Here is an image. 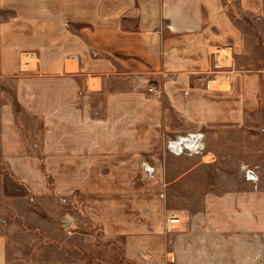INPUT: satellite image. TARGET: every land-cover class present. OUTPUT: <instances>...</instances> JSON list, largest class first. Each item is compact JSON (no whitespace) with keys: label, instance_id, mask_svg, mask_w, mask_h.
I'll list each match as a JSON object with an SVG mask.
<instances>
[{"label":"crops","instance_id":"crops-1","mask_svg":"<svg viewBox=\"0 0 264 264\" xmlns=\"http://www.w3.org/2000/svg\"><path fill=\"white\" fill-rule=\"evenodd\" d=\"M228 1L0 0V74L15 77L17 100H36L44 117L73 129L76 157L103 159L111 149V157L124 159V149H155L167 136L237 117L220 102L232 84L217 81L214 91L217 82L206 83L212 46L232 44L236 54L249 46ZM232 2L264 13V0ZM257 171L256 182L244 176L213 189L206 206L217 235L229 237V259L239 247L246 264H264V169ZM126 227L132 232L107 264L172 263L163 221ZM0 264L93 263L13 262L0 233Z\"/></svg>","mask_w":264,"mask_h":264},{"label":"rangeland","instance_id":"rangeland-1","mask_svg":"<svg viewBox=\"0 0 264 264\" xmlns=\"http://www.w3.org/2000/svg\"><path fill=\"white\" fill-rule=\"evenodd\" d=\"M228 2L248 49L211 48L234 51L231 95L220 102L238 115L200 128L202 153H173V135L155 149H124V159L111 157V149L103 159L76 157L73 129L44 117L36 100H17L15 77L0 74V233L10 261L82 257L103 264L121 253L132 232L126 224L163 221L171 264H246L239 247L229 259V237L217 235L206 208L213 189L241 182L248 167L264 169V13ZM171 212L187 214L181 228L168 227Z\"/></svg>","mask_w":264,"mask_h":264},{"label":"built area","instance_id":"built-area-1","mask_svg":"<svg viewBox=\"0 0 264 264\" xmlns=\"http://www.w3.org/2000/svg\"><path fill=\"white\" fill-rule=\"evenodd\" d=\"M230 46H215L210 55L212 58V64L207 71L209 78L207 85L210 87L211 82L227 83L231 86L233 79V67H234V53ZM33 55H29L31 58ZM168 148L175 154H181L184 152L189 153H202L205 148L204 133L200 131L189 132L185 135H179L178 137L168 142ZM153 170V169H151ZM245 176L248 180L258 181L259 174L256 168L248 167L245 172ZM187 214L184 212L176 213L171 212L167 218V224L170 229L181 228L186 223Z\"/></svg>","mask_w":264,"mask_h":264},{"label":"bare ground","instance_id":"bare-ground-1","mask_svg":"<svg viewBox=\"0 0 264 264\" xmlns=\"http://www.w3.org/2000/svg\"><path fill=\"white\" fill-rule=\"evenodd\" d=\"M152 169V168H151Z\"/></svg>","mask_w":264,"mask_h":264}]
</instances>
